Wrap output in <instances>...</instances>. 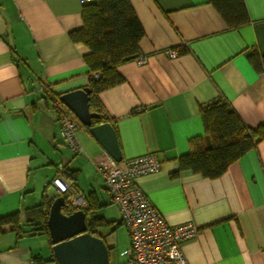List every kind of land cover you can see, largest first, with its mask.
<instances>
[{
  "label": "crops",
  "instance_id": "obj_1",
  "mask_svg": "<svg viewBox=\"0 0 264 264\" xmlns=\"http://www.w3.org/2000/svg\"><path fill=\"white\" fill-rule=\"evenodd\" d=\"M243 1L249 22L229 28L208 0H130L146 62L120 64L123 81L96 94L122 159L154 153L160 160L158 171L137 178L159 215L197 226L182 244L190 264H264V139L217 178L178 163L204 136L200 106L219 96L247 127L264 123V66L258 71L249 60L254 50L264 56V0ZM82 7L80 0H0V216L20 215L19 229L0 233V264H57L50 236L34 234L25 220L44 195H58L50 184L57 176L73 177L82 206L111 222L95 234L109 264H131L126 227L119 252L107 239L117 226L105 212L112 203L96 163L109 154L81 124L82 152L69 149L51 104L50 95L89 83L90 49L70 37L83 25Z\"/></svg>",
  "mask_w": 264,
  "mask_h": 264
},
{
  "label": "trees",
  "instance_id": "obj_2",
  "mask_svg": "<svg viewBox=\"0 0 264 264\" xmlns=\"http://www.w3.org/2000/svg\"><path fill=\"white\" fill-rule=\"evenodd\" d=\"M208 1L229 28H237L249 22L243 0ZM82 19V27L72 31L70 37L74 42L87 44L90 49L84 57L89 67V106L91 111L100 113L99 118L92 120V124H98L106 118L102 115V107L96 94L123 81L117 67L141 56L139 42L144 30L130 0H92L83 3ZM249 60L258 71L264 66V56H260L255 50L249 54ZM200 116L204 136L190 141L189 151L178 158L180 169H188L208 178H217L232 162L264 139V123L257 128L247 127L228 100L222 96L201 105ZM69 177L70 188L61 193L65 197V205L61 210L64 214H70L78 208L83 209L86 213L87 231L96 234L101 227L111 222L91 215L89 205H73L72 198L77 189L74 178ZM53 198L49 200L44 195L40 203L26 210L25 220L32 226L34 234L49 235L47 219ZM8 228H20L19 212L0 216V233ZM99 236L103 238L101 233Z\"/></svg>",
  "mask_w": 264,
  "mask_h": 264
},
{
  "label": "built area",
  "instance_id": "obj_3",
  "mask_svg": "<svg viewBox=\"0 0 264 264\" xmlns=\"http://www.w3.org/2000/svg\"><path fill=\"white\" fill-rule=\"evenodd\" d=\"M86 3L92 0H80ZM170 57L178 52L168 49ZM145 56L135 60L138 64L146 62ZM43 89V85L40 87ZM60 134L66 146L75 153L82 152L77 139L80 122L70 109L59 99H51ZM108 193V200L117 208L122 224L129 235L127 254L131 264H190L182 252V244L194 237L197 226L191 222L179 225L168 224L157 212L137 184V178L156 172L160 160L154 153L116 161L110 155L96 163ZM61 194L70 188L71 183L64 176L55 177L50 183ZM84 196L77 191L72 198L75 207L83 205Z\"/></svg>",
  "mask_w": 264,
  "mask_h": 264
},
{
  "label": "water",
  "instance_id": "obj_4",
  "mask_svg": "<svg viewBox=\"0 0 264 264\" xmlns=\"http://www.w3.org/2000/svg\"><path fill=\"white\" fill-rule=\"evenodd\" d=\"M91 89L88 86L73 89L59 95V99L70 109L81 125L88 127L92 136L116 161L122 160L114 126L103 119L92 124L100 113L89 106ZM65 197L56 195L50 205L47 219L53 259L57 264H109V249L104 239L87 231L86 213L78 208L64 214L61 208Z\"/></svg>",
  "mask_w": 264,
  "mask_h": 264
},
{
  "label": "rangeland",
  "instance_id": "obj_5",
  "mask_svg": "<svg viewBox=\"0 0 264 264\" xmlns=\"http://www.w3.org/2000/svg\"><path fill=\"white\" fill-rule=\"evenodd\" d=\"M104 209H105V212L107 213L108 216H115V220H116L115 226H117V227L114 231H111L108 234L107 239H108L109 243L113 244V246L115 248L114 251L119 252L120 249L122 248V243H123L124 239L127 237L126 232H125L126 229H125L123 224L122 225L119 224V219H117V217H116V210H115L114 206H112V204L105 206Z\"/></svg>",
  "mask_w": 264,
  "mask_h": 264
},
{
  "label": "bare ground",
  "instance_id": "obj_6",
  "mask_svg": "<svg viewBox=\"0 0 264 264\" xmlns=\"http://www.w3.org/2000/svg\"><path fill=\"white\" fill-rule=\"evenodd\" d=\"M59 194V193H58Z\"/></svg>",
  "mask_w": 264,
  "mask_h": 264
}]
</instances>
